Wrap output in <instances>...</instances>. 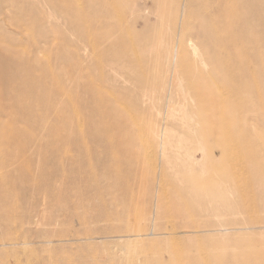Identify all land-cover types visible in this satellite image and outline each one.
Listing matches in <instances>:
<instances>
[{
	"label": "rangeland",
	"instance_id": "obj_1",
	"mask_svg": "<svg viewBox=\"0 0 264 264\" xmlns=\"http://www.w3.org/2000/svg\"><path fill=\"white\" fill-rule=\"evenodd\" d=\"M181 1L184 3L186 0H61L58 5L53 0L47 3L43 0H0V113L6 115L14 111L16 116H20L17 105L9 107L10 100L1 96L5 89L1 85L4 65L19 61L23 64L37 63L34 73L44 79L48 76L46 87L56 93L53 100L42 102L44 111L49 108L45 117L42 113L41 118L37 116L26 123L19 118L0 121V175L4 172L15 175L30 172L20 165L34 152L43 151L45 156L49 148L41 146L42 143L108 137L109 129L105 124L109 120L103 119L106 116L103 111L110 99L117 111L112 121L114 132L128 128L134 134L136 147L140 148L138 152L150 156L147 165L142 155L135 163L136 154L132 153V161L126 162L122 172L118 168L111 172L108 169L111 156L108 157L103 148L94 146L88 153H75L73 160L76 162L84 164L92 160V171L100 177L88 195L94 197L93 203L76 209V214L69 203L44 212L40 208L29 210L25 204L20 208L10 202L11 198H6L9 203L0 208V237L14 242L0 243V264H129L127 257L133 251L132 258L136 264H199L203 260L210 261L221 252L227 257L231 251H236V244L251 248L255 254L264 252V191L256 185L247 186L249 182L226 197L245 199L253 207V212L247 217L254 223L253 229L218 232L211 227H202L209 221L204 215L173 213L159 218L143 217L138 214L147 207L143 202L136 203L135 210L128 211L130 189L124 185L126 179L136 178L138 190L139 185L141 189L150 188L149 180L157 178L155 187L164 191L165 206L170 210L180 201L192 200L204 192L203 187L180 181L176 175L195 171L188 164H183L177 155L196 150L194 144L185 141L189 136H196L195 130L202 125L196 115L199 107L190 84L199 79L200 72L209 74L208 66L200 65L192 51L193 48L203 49L201 41L206 31L199 29L195 20L186 27L182 26L186 6L183 10L182 5L183 14L178 16ZM250 1L254 11L264 14L260 0ZM195 4L199 6V16H206L209 11L212 17L223 16L221 10H211L209 0H195ZM36 19H40L37 25ZM248 34L251 43L246 44V48L263 62L249 66L250 70L256 71L258 66L264 75V24L251 25ZM170 42L180 53L172 65L175 67L174 84H177L170 95L173 106L170 104L165 114L164 100L159 99V92H150L152 107L151 103L142 100V91L150 89L151 84L156 85L161 72L164 74L161 56ZM243 57L249 63V56H238L239 59ZM51 67L58 70L60 81L57 83L49 79L51 74L46 69ZM217 76L213 75L218 80L213 88L217 96L224 98L222 109L225 113L222 116L225 115L223 119L227 123L226 133L229 136L236 134L237 126V134L243 136V142L232 149L225 168L235 178L243 177L240 163L245 157L264 161V141L261 140L264 138V106H238L235 112L231 111L232 102L225 87L228 83L219 80L221 73ZM258 82L260 84L259 78L255 80ZM184 95L186 99H183ZM34 111L40 113L39 108ZM157 112L161 114L157 115ZM190 116L196 123L190 122ZM218 118L211 116L210 124L217 122ZM246 124L250 128L248 131L243 128ZM159 129L165 132L162 167L171 179L167 182H160L159 174L153 168V163L159 161L158 151L154 156L159 148L156 137ZM248 137L257 139L251 143ZM132 152L137 151L132 149ZM6 160V166L1 168V163ZM41 161L44 167L61 165V162ZM195 161L201 162L200 154L196 153ZM37 165L35 158L30 169L35 171ZM84 169L90 170L86 164ZM8 185L1 189H8ZM111 210L119 213L112 214ZM106 215H109V220H90ZM81 217L88 219L81 222ZM214 219L217 221L221 217ZM152 226L158 230L149 234ZM126 229L146 231L140 240L135 241L120 237L127 235L123 232ZM85 232L93 239H84L81 233ZM78 234L81 237L76 238Z\"/></svg>",
	"mask_w": 264,
	"mask_h": 264
},
{
	"label": "bare ground",
	"instance_id": "obj_2",
	"mask_svg": "<svg viewBox=\"0 0 264 264\" xmlns=\"http://www.w3.org/2000/svg\"><path fill=\"white\" fill-rule=\"evenodd\" d=\"M49 1L43 0L45 3ZM209 1L211 10L212 8L217 12L221 10L223 12L222 17L219 18L218 15L212 17L210 11L206 13V16H199L200 10L199 6L195 4V0H186L184 3L181 1L180 10L178 9L177 11L178 16L180 13L183 14L181 12L182 5L184 6L183 10H185L186 6L184 19L181 22L183 27H186L190 21L195 20L198 23L199 29L206 31V35L204 34L201 41L203 49L197 50V48H193L192 51L198 57L200 65L203 67L208 66L209 74H202L200 72L199 79L190 84L195 92L199 107L196 115L202 125L197 131L195 130L196 136L185 138L186 143L195 145V152L190 153L187 151L177 155L182 158L183 164H188L189 168H194L195 171L193 173L182 172V174H176L180 181H185L187 184L199 185L201 188L203 187L204 192H201V194L198 193L196 198L192 200L180 201V203L174 206L173 210H170V208L165 206L164 191L161 192L155 187L157 178L149 180L150 188L141 189L139 185L138 190H136V187L139 181L136 178L126 179L124 185L130 189L128 211L135 210L134 206L136 203L143 202L147 203V207L143 212H138L139 216L146 217L148 215L159 218L164 214L173 213L178 215H204L209 221L202 227H211L218 232L228 231L229 229L248 230L255 228L254 223L247 218L253 212V207L245 199L235 200L227 198L226 195L235 194L236 190L239 191L246 182H249L247 186L256 185L259 190L264 191V161L252 160L250 157H245L240 163V168L244 172L243 177L235 178L233 173H230L225 168L228 164L229 157L232 155L230 154L232 149L237 148L243 142V136L237 134V126L235 127L236 134L229 136L226 133L227 123L223 119L225 115L222 116L224 112L222 109L224 98L217 96L214 92L213 84L218 80H215L213 75L215 74L217 76L218 73H221L220 79H218L223 82L225 80L228 83L225 87L228 89L229 98L232 102L231 111L235 112L238 106H243L244 108H255L257 105L264 106V75L262 69L260 70L257 66L256 71H253L249 67L257 63L259 64V62H262V59H257L254 53H252V50L246 48V44L251 43L248 34L251 25L255 24L257 26L264 24V14L254 11L253 3L250 0ZM53 2L58 5L61 3V0H53ZM259 4L261 7H264L263 0H260ZM203 11L204 9L202 8ZM35 21L37 25L40 19H36ZM171 44L170 42L166 46L165 54L161 56L163 58L162 62H164L162 63L164 74L161 72L159 82L156 85H150L149 88L151 90L145 88L142 91V100H145L148 104L151 103L150 106L153 107V96L150 92L157 90L159 92V99L164 100L165 109L163 112L165 114L168 106L171 104L170 95L173 87L174 89L177 87V84H174L175 67H172V65L173 60L180 53L176 50V46ZM240 54L249 56V63H246L245 57L239 59L238 56ZM19 62L13 63L12 65L7 64L2 67L4 78L1 85H4L5 89L2 91L1 96L4 100H10L9 107L15 108L17 105V113H20V116H16L14 111H9L6 115L0 113V121H10L14 118H19L26 123L34 117L39 116L41 118L42 113H44L45 117L49 108L44 111L42 109V102H49L50 99L53 100L54 98L52 96L56 94L46 87L48 76L44 79L43 76L34 73L36 72L35 67L38 65L37 63L26 64L24 62L23 64ZM217 69L219 70L218 72L215 71ZM46 70L50 71L51 75H49V79H54L56 83L60 81L57 69L51 67ZM46 74L48 75V72ZM253 75H256V78ZM258 78L260 84L259 82L255 83V80H258ZM92 93L94 96L96 95L93 86ZM183 99H186L185 95ZM107 103L103 111L106 116L103 119L109 120L105 124L109 129L108 137L101 136L99 138L98 136L92 140H80V138L73 140L60 139L59 141L42 143L41 146L49 148L45 151L47 154L43 156V151L34 152L31 157L28 155L26 161L20 165L21 167H26V169L28 168L30 172L17 175L4 172L5 174L0 175V208L1 206H5L6 203H9V200L6 198H11L10 202L13 201L20 208L25 204L29 210L37 211L40 208L44 212L50 208L53 209L56 206L61 207L63 204L67 205L69 203L72 212L76 214V209L83 208L85 205H91L94 197L88 195L93 190L94 182L98 181L100 177L92 171L94 166L92 160L84 162L90 168L89 171H86L84 164L81 161H74L73 157L75 153H88L94 146L103 148L108 157L111 156L108 166L111 172H116L117 168L122 172L126 167V162L132 161L130 158L132 153L136 154V158L133 160L135 163L138 162L139 155H142L143 160L149 165L148 160L150 156L146 153L143 156V153L138 152L140 148L136 147V142L133 137L134 134L128 128H121L120 131L114 132V124L112 121L117 111L111 99L107 100ZM36 108H39V114L34 111ZM160 114V112H157V115ZM213 115L219 118L217 122H211L210 124L209 119ZM2 116H6L5 118L7 119H3ZM190 122H193V124L196 123L192 120L191 116ZM243 128L247 131L250 129L248 124ZM154 132H156L155 129ZM164 134V130L161 131V129L156 133L159 148L154 153V156H156L158 151L159 161L158 163H153V168L156 169L157 175L159 174L160 182L171 180L162 167L165 156ZM256 139V137H248L251 143H255ZM261 140L264 141V138ZM132 149L137 152H132ZM196 153L200 154L201 162L195 161ZM35 158L38 165L37 169L33 171L30 168L34 166ZM7 160L1 163V168L6 166ZM41 160L53 164L61 162V165L55 168L44 167ZM18 167L19 165H17V169ZM184 169L186 170L187 167ZM70 172L72 173L71 176L69 175ZM77 172L81 173L77 174ZM221 182H224V184H221ZM8 183L11 185V188ZM178 183L175 184L177 185ZM5 184L8 185V189L2 190L1 187ZM67 198L70 201H67ZM206 202L209 204L206 205ZM111 213L118 214L119 212L111 210ZM244 215L245 217L243 218ZM231 216L234 217L230 219ZM216 217H221V219L216 221L214 219ZM79 219L81 222H85L88 218L81 217ZM90 220L92 222L109 220V215L100 218L97 217V219L92 218ZM211 220L213 221L211 222ZM149 230L150 234L158 229L156 226H152ZM143 231L146 230L136 229L133 231L126 229L123 232L127 233V235L120 237H129L138 241L144 235ZM81 235L84 236V239H93V236L88 232L81 233ZM81 235L78 234L75 236L79 238ZM0 238H2L0 239L1 245L14 242L10 241V238L4 239L3 236ZM25 242L26 240L23 241V243ZM244 247L242 244H236V251H231L227 257L221 252L219 256H213L210 260L211 262L209 260H203L199 264H264V252L255 254L251 248ZM132 257H134V251L132 255L127 257L128 263L136 264Z\"/></svg>",
	"mask_w": 264,
	"mask_h": 264
}]
</instances>
